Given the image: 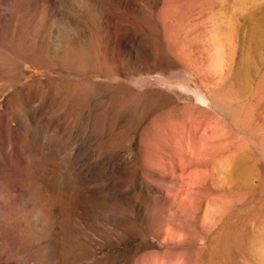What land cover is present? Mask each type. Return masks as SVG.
<instances>
[{
  "label": "rangeland",
  "instance_id": "rangeland-1",
  "mask_svg": "<svg viewBox=\"0 0 264 264\" xmlns=\"http://www.w3.org/2000/svg\"><path fill=\"white\" fill-rule=\"evenodd\" d=\"M0 264H264V0H0Z\"/></svg>",
  "mask_w": 264,
  "mask_h": 264
},
{
  "label": "bare ground",
  "instance_id": "bare-ground-1",
  "mask_svg": "<svg viewBox=\"0 0 264 264\" xmlns=\"http://www.w3.org/2000/svg\"><path fill=\"white\" fill-rule=\"evenodd\" d=\"M53 151V150H52Z\"/></svg>",
  "mask_w": 264,
  "mask_h": 264
}]
</instances>
